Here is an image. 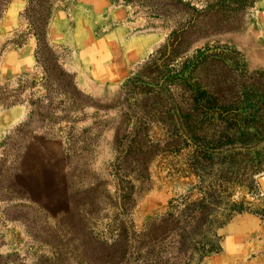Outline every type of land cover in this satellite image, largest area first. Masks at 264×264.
<instances>
[{
  "label": "rangeland",
  "instance_id": "1",
  "mask_svg": "<svg viewBox=\"0 0 264 264\" xmlns=\"http://www.w3.org/2000/svg\"><path fill=\"white\" fill-rule=\"evenodd\" d=\"M12 1L0 0V264H264V78L244 89L238 76L264 73V0L232 30L188 45L187 57L226 51L224 86L236 94L207 107L168 103L164 123L148 126L154 155L132 148L129 158L121 88L172 23L120 0H102L99 10L76 0L32 5L29 16L47 19L46 83L28 0L14 15Z\"/></svg>",
  "mask_w": 264,
  "mask_h": 264
},
{
  "label": "trees",
  "instance_id": "2",
  "mask_svg": "<svg viewBox=\"0 0 264 264\" xmlns=\"http://www.w3.org/2000/svg\"><path fill=\"white\" fill-rule=\"evenodd\" d=\"M113 1L117 3L116 0ZM120 1L125 6L141 5L148 8L153 18L168 21L172 23L173 28L154 55L139 68L135 76L122 85L120 92V97H125L120 106L130 113L132 124L129 136L126 137L127 150L122 158L131 157L132 148L138 151L135 155L148 157L154 155L158 147V144L149 139L148 126L164 123L168 103L174 102V107L187 105L191 108L192 100H199L207 107L208 102L214 100V97L236 94L232 88L224 86L230 79L226 51L209 46L198 51L194 56L187 57L190 52L188 45L193 44L197 39L207 40L217 36L226 28H228L226 31L232 30L236 23L247 16L257 0H195L198 8L183 0ZM43 2L47 3L48 0H28L24 15L36 41L35 61L47 83L50 80V72L45 55H53L44 46L47 19L42 20L27 14L32 5L39 6ZM153 7H161L163 11L157 12ZM199 35H202L201 38ZM238 76L244 81V89H254V78H264V73L241 72ZM54 83L55 92L77 103L72 111L80 110L73 93L57 82ZM43 86L46 89L45 84ZM260 91L264 93V87ZM133 98L136 101L132 106L125 107L124 103H129ZM175 113L179 114L178 108L175 109ZM204 117L202 112L201 122L204 121L202 120Z\"/></svg>",
  "mask_w": 264,
  "mask_h": 264
},
{
  "label": "crops",
  "instance_id": "3",
  "mask_svg": "<svg viewBox=\"0 0 264 264\" xmlns=\"http://www.w3.org/2000/svg\"><path fill=\"white\" fill-rule=\"evenodd\" d=\"M76 1H80L86 5H89L90 7H92L93 9L95 10H99V9H102L101 6L104 5V3L100 4V2H103L102 0H76ZM22 1H19V0H15V1H12L10 4H9V8H8V11H10V14L11 15H14L15 13H17V11L19 10V8L22 6ZM84 32V31H83ZM86 33V32H84ZM76 39L79 40V36L76 35ZM89 39L88 37H86V40ZM98 43L96 42H93L91 43V47L92 49H94V47H97ZM93 53V52H91ZM95 53V52H94ZM77 55V64H73V67H74V70L75 72L77 73V78H76V81L78 83L82 82V80H80V70L84 68L83 64H82V59L85 58V55L86 53L84 54V51H77L76 53ZM96 69H98L97 67L90 69V72H91V75L93 76H98V74H96ZM102 78H104V81H112V78H113V70H112V66H108L107 68L104 69V72H103V75H102ZM93 80H96L94 77H92Z\"/></svg>",
  "mask_w": 264,
  "mask_h": 264
}]
</instances>
